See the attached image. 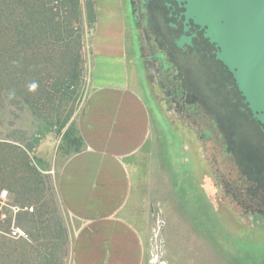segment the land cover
Here are the masks:
<instances>
[{"label":"rangeland","instance_id":"rangeland-1","mask_svg":"<svg viewBox=\"0 0 264 264\" xmlns=\"http://www.w3.org/2000/svg\"><path fill=\"white\" fill-rule=\"evenodd\" d=\"M76 1V6L68 3L58 9L60 0H53L50 7L61 23L44 18L49 25L38 24L32 33L21 24L17 45L6 40L0 53V143L17 167L4 182L14 189L0 190L7 191L9 206H3L0 216V264H72L71 233L77 224L62 207L57 184L63 163L77 152L63 136L66 131L80 136L91 89L92 47L96 68L106 60L115 68V61L105 56L115 55L117 7L127 55L137 58L128 62L129 81L150 114L149 136L126 161L134 186L131 202L143 206L131 215L146 239L144 264H182L177 251L179 241L190 239L186 229L225 226L244 233L241 262L264 264V195L253 196L242 187L222 134L209 116L174 98L175 83L152 61L151 45L139 35V25L125 16L128 0ZM11 10L6 8L7 15ZM14 24L8 20L3 26L10 32ZM68 77L70 90L55 92V84ZM141 211L145 218H139ZM29 220L35 227H29ZM13 224L25 230L27 239L8 237ZM200 242V253L207 256L203 250L209 241Z\"/></svg>","mask_w":264,"mask_h":264},{"label":"crops","instance_id":"crops-1","mask_svg":"<svg viewBox=\"0 0 264 264\" xmlns=\"http://www.w3.org/2000/svg\"><path fill=\"white\" fill-rule=\"evenodd\" d=\"M115 10V55L105 54L115 61L111 64L115 68L106 60L97 69L92 47L90 95L78 127L82 146L63 163L58 178L62 207L77 224L71 233L72 264L145 263L146 239L131 215L143 206L131 202L134 186L126 161L149 136L150 114L129 81L128 62L137 58L127 55L124 23L120 9ZM143 212L139 218H145ZM194 229L185 230L189 240L179 241L176 251L182 264H246L238 259L245 251L246 243L240 238L244 233H233L227 226L212 231ZM200 240L209 241L203 250L207 256L200 253ZM250 251L256 252V244Z\"/></svg>","mask_w":264,"mask_h":264},{"label":"flooded vegetation","instance_id":"flooded-vegetation-1","mask_svg":"<svg viewBox=\"0 0 264 264\" xmlns=\"http://www.w3.org/2000/svg\"><path fill=\"white\" fill-rule=\"evenodd\" d=\"M128 2L125 16L132 19L133 26L139 25V35L151 45L152 61L160 64L163 72L175 83L174 98L209 116L222 134L242 187L253 196H263V133L242 119L225 120L220 117L219 110L206 109L208 104L226 101L236 108L235 102L239 100L231 88L230 75L214 59V47L196 26L185 23L184 10L175 1ZM182 38L184 42L178 47Z\"/></svg>","mask_w":264,"mask_h":264},{"label":"water","instance_id":"water-1","mask_svg":"<svg viewBox=\"0 0 264 264\" xmlns=\"http://www.w3.org/2000/svg\"><path fill=\"white\" fill-rule=\"evenodd\" d=\"M173 1L184 10L185 23L196 26L214 47V59L230 75L239 98L236 108L226 101L206 109L219 110L225 120L242 119L264 136V0Z\"/></svg>","mask_w":264,"mask_h":264},{"label":"trees","instance_id":"trees-1","mask_svg":"<svg viewBox=\"0 0 264 264\" xmlns=\"http://www.w3.org/2000/svg\"><path fill=\"white\" fill-rule=\"evenodd\" d=\"M52 1L53 0H0V53L3 50V45L4 42L6 43V40L7 42L9 41L10 44L13 43L14 47L17 45V41H15V35L21 34V32H17V29L21 24H23L24 27L27 28L25 32L30 31L32 33V29L38 24L44 26L49 25V23H59L60 21L57 20L58 13H53V8L50 7ZM68 3H71L70 5L72 6L77 5L76 0H69L68 2L67 0H60L57 7L59 9L60 7ZM8 6H10V8L12 9L10 15H7L6 12V8ZM44 18L49 19V23L45 22ZM8 20L10 21V23H15L10 32H7L6 27L3 26ZM28 37L29 36H27V38ZM31 50L32 47L30 45V49L27 52L30 51L31 54ZM30 54L28 53L29 57L31 56ZM72 83L73 82L71 81V77H68V80L55 84V92L64 94L65 92L70 90ZM1 84L2 80H0V92L3 89V85L1 86ZM72 132L73 131H66L63 136L64 142L67 146L74 147L75 151L78 152L82 146V139L78 134H75V132L74 134H72ZM4 146L5 144L0 143V190L4 189L3 187L7 186V188L12 191L14 189L12 188L13 186L4 185V182H6L5 178L12 176V174L17 170V167L16 165H14V161L12 160L10 154L4 152ZM28 165L29 164L26 165L27 168L31 169L30 165ZM31 173L33 174L34 172ZM20 195L21 194L19 193L18 196ZM28 223L30 225V228L31 226L35 227L36 222H33V220H29ZM38 223L41 224L40 221ZM0 245H4V243L2 244V242L0 241Z\"/></svg>","mask_w":264,"mask_h":264},{"label":"built area","instance_id":"built-area-1","mask_svg":"<svg viewBox=\"0 0 264 264\" xmlns=\"http://www.w3.org/2000/svg\"><path fill=\"white\" fill-rule=\"evenodd\" d=\"M3 206L9 207L7 204V191H2L0 193V216L4 217L3 215ZM12 210H16L14 207H11ZM25 211L32 212L33 208L32 207H25ZM7 235L9 238L16 239V240H24L27 239V233L25 230L22 228L16 226V225H11L8 228Z\"/></svg>","mask_w":264,"mask_h":264}]
</instances>
